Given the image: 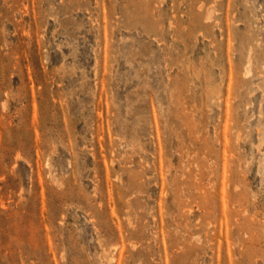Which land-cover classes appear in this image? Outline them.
<instances>
[{
	"label": "rangeland",
	"instance_id": "374dc122",
	"mask_svg": "<svg viewBox=\"0 0 264 264\" xmlns=\"http://www.w3.org/2000/svg\"><path fill=\"white\" fill-rule=\"evenodd\" d=\"M0 264H264V0H0Z\"/></svg>",
	"mask_w": 264,
	"mask_h": 264
}]
</instances>
